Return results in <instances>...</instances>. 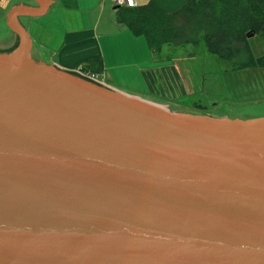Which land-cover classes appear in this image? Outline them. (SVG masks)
Instances as JSON below:
<instances>
[{"label":"water","instance_id":"water-1","mask_svg":"<svg viewBox=\"0 0 264 264\" xmlns=\"http://www.w3.org/2000/svg\"><path fill=\"white\" fill-rule=\"evenodd\" d=\"M39 1L11 9L0 51V264H264V119L178 114L33 59L14 14Z\"/></svg>","mask_w":264,"mask_h":264},{"label":"rangeland","instance_id":"rangeland-1","mask_svg":"<svg viewBox=\"0 0 264 264\" xmlns=\"http://www.w3.org/2000/svg\"><path fill=\"white\" fill-rule=\"evenodd\" d=\"M199 19L193 16L191 21H187L184 14L173 16L172 24L180 34L163 47L161 55L149 49L142 37L144 52L135 46L134 54L123 55L121 51L122 48L127 50V40L116 39L109 34L101 44L107 45L109 41L112 47L123 46L119 49L117 61L125 66L120 67L112 60L114 68L109 69L108 74L111 76H108V82L131 91L127 93L132 96L164 106L178 114L216 119L227 118V115L234 117L233 120L242 121L264 119V69L254 66L240 69L234 61L220 60L207 53ZM13 38L5 26L0 25V51L12 49L16 44ZM251 39L253 51L263 53L264 40L256 35ZM165 65L176 66L182 90L164 88L165 85L160 84L145 90L140 68ZM68 72L77 75L75 70ZM183 93L184 96L181 95ZM213 104L216 106L211 107Z\"/></svg>","mask_w":264,"mask_h":264},{"label":"crops","instance_id":"crops-1","mask_svg":"<svg viewBox=\"0 0 264 264\" xmlns=\"http://www.w3.org/2000/svg\"><path fill=\"white\" fill-rule=\"evenodd\" d=\"M48 1L47 10L40 14H14L17 24L28 36L31 57L43 64L53 65L65 71L75 70L82 76L103 82L126 94L131 93L123 87L108 82V76H111L108 74L109 69L114 68L112 60L116 61V65L120 64L117 59L119 49L123 46L112 47L109 41L107 45L101 44V41L111 34V37L116 39L127 40V50L122 48L121 54H134L135 46L145 51L140 38L142 36L134 35L125 24L116 21L118 10L124 7L116 8L110 0ZM188 2L189 0H135L136 7L154 3L168 14L180 10ZM16 5L39 8L41 2L39 0H0V25L5 26L17 42V35L11 30L7 19V15ZM110 5L113 7L111 8ZM156 52L161 55L163 48ZM122 66L125 64H120V67ZM140 74L145 90H148V87L152 88L155 84L165 85L164 88L172 87L175 90H182L177 78L176 66L165 65L159 68L147 66L140 68Z\"/></svg>","mask_w":264,"mask_h":264},{"label":"trees","instance_id":"trees-1","mask_svg":"<svg viewBox=\"0 0 264 264\" xmlns=\"http://www.w3.org/2000/svg\"><path fill=\"white\" fill-rule=\"evenodd\" d=\"M176 14H184L187 21L193 16L200 18L207 53L234 61L240 69H264V52L255 53L251 43L254 35L264 40V0H189L173 14L149 3L119 9L116 21L125 24L134 35L144 37L149 49L160 51L180 34L172 24ZM247 34L253 36L248 38Z\"/></svg>","mask_w":264,"mask_h":264},{"label":"built area","instance_id":"built-area-1","mask_svg":"<svg viewBox=\"0 0 264 264\" xmlns=\"http://www.w3.org/2000/svg\"><path fill=\"white\" fill-rule=\"evenodd\" d=\"M113 5L124 7V8H134L136 7L135 0H110Z\"/></svg>","mask_w":264,"mask_h":264}]
</instances>
